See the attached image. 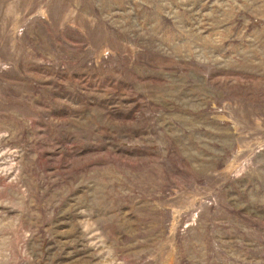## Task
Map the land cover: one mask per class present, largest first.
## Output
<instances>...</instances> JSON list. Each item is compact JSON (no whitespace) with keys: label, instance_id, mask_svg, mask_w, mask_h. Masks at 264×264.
Instances as JSON below:
<instances>
[{"label":"rangeland","instance_id":"1","mask_svg":"<svg viewBox=\"0 0 264 264\" xmlns=\"http://www.w3.org/2000/svg\"><path fill=\"white\" fill-rule=\"evenodd\" d=\"M0 264H264V0H0Z\"/></svg>","mask_w":264,"mask_h":264}]
</instances>
